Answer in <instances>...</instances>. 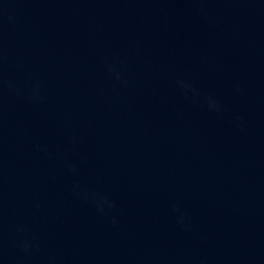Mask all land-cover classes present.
Returning <instances> with one entry per match:
<instances>
[{"label": "water", "instance_id": "obj_1", "mask_svg": "<svg viewBox=\"0 0 264 264\" xmlns=\"http://www.w3.org/2000/svg\"><path fill=\"white\" fill-rule=\"evenodd\" d=\"M0 264H264V0H0Z\"/></svg>", "mask_w": 264, "mask_h": 264}]
</instances>
